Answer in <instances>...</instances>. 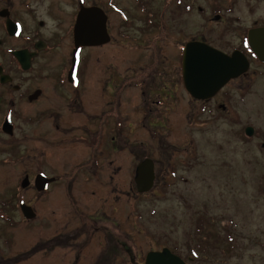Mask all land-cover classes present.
<instances>
[{
    "label": "flooded vegetation",
    "instance_id": "1",
    "mask_svg": "<svg viewBox=\"0 0 264 264\" xmlns=\"http://www.w3.org/2000/svg\"><path fill=\"white\" fill-rule=\"evenodd\" d=\"M142 1L146 2L144 10ZM194 1H178L184 14L190 13ZM199 1L198 12L205 16L206 4L210 17H202V27L191 38L187 27L173 29L166 23L157 24L158 15L147 0H136L135 12L128 11L121 0H0V168L7 172V183L0 190V223L9 233L0 232V241L8 250L11 245L16 254L0 257V264H26L38 251L67 247L83 235L88 238L78 245L71 264H145L147 255L139 261L134 259L132 249L127 254V243L120 238H125L121 227L117 223L110 227V195L118 193L120 176L126 179L129 157L130 189L124 186L120 194H129L133 199L144 196L135 185L136 171L143 160L153 157L141 133L145 130L155 139L146 125L153 106H159L155 115L169 117L175 111L168 112L170 105H180V98H190L184 82L186 45L204 43L226 55L240 53L247 58L249 71L226 87L247 78L254 65H264L251 45V38L264 37V0ZM242 2L247 19L238 11ZM95 8L106 17L110 41L103 46L81 45L73 77L78 38L93 34L90 23L95 20ZM165 18L163 14L162 20ZM172 18L175 22L180 16ZM134 19L144 25L131 36L127 30ZM113 22L118 25L114 27ZM159 27L166 30L158 32ZM156 33L172 46L169 60L159 55L158 49L137 52L152 49L150 40ZM207 35L237 39L238 43L225 41L217 44L221 45L219 49L211 45ZM116 43L124 50L127 45L135 50L129 66L126 58L121 59L126 64L112 58L117 48L110 46ZM219 94L201 103L204 107L216 103ZM219 108L227 107L221 104ZM157 182L156 167L152 194ZM31 193L43 206L54 195L59 204L56 224L69 217L78 226L47 245L40 238L38 243L22 249L24 237L33 230L30 223L40 217L29 201ZM92 195L98 199L95 211L85 202V196ZM113 199L116 201V196ZM30 208L36 213L33 220L25 216ZM67 209L70 212H64ZM39 225L45 227L42 219ZM97 233L106 235L98 242L93 238ZM38 244V250L32 251L31 247ZM88 247L93 248V254L87 261L83 253ZM46 260L47 254H43L40 263L46 264Z\"/></svg>",
    "mask_w": 264,
    "mask_h": 264
},
{
    "label": "rangeland",
    "instance_id": "2",
    "mask_svg": "<svg viewBox=\"0 0 264 264\" xmlns=\"http://www.w3.org/2000/svg\"><path fill=\"white\" fill-rule=\"evenodd\" d=\"M147 1L152 4V12L158 15L157 24L166 23L173 29L187 27L191 38L202 27V17H210V8L206 4V15L198 12L199 0H195L190 13L185 14L183 8L179 9L178 1L181 0ZM121 2L126 3L128 11H136L133 5L136 0ZM142 2L141 9L144 10L146 2ZM245 8V2H242L238 11L247 19ZM163 14L166 18L162 20ZM175 15H179L180 19L174 22L172 17ZM113 25L116 27L118 23L113 22ZM143 25L134 19L127 32L135 36ZM209 26L207 23L206 27ZM157 30L161 32L166 28L159 27ZM159 36L156 33L150 40L152 49L137 52L151 53L153 49H158L159 55L169 60L172 46ZM207 40L219 49L225 41L238 43L237 39H218L209 35ZM110 47L117 48L112 52V58H118L121 64L128 63L127 66L131 64L130 55L136 52L130 45L125 50L117 43ZM125 58L126 63L121 61ZM225 97H230V101H225ZM221 104L227 108L220 109ZM152 109L153 115L146 125L155 139L148 136L145 130L141 135L152 151L149 156L157 165V189L139 199L120 194L124 186L127 191L130 189L128 157L126 179L120 176L117 184L119 191L110 195L108 206L110 227L117 223L125 232V238L123 235L120 238L127 243V254H131L129 251L132 249L134 259L140 261L150 251L167 248L187 264H264V65H254L247 78L232 82L219 94L216 103L211 102L206 107L201 102L184 97L180 98V105L169 106L168 112L175 109L169 117L155 115L158 105ZM249 127L254 129L252 136L246 135ZM6 174L0 168V190L7 183ZM33 195L30 194L29 201L40 217L30 223L33 230L24 237L22 249L38 243L40 238L47 245L58 235H68L79 224L69 217L63 218L60 225L56 224L58 214L55 212L59 211V204L54 201V195L47 206L41 205ZM115 196L116 201L113 199ZM85 198L95 211L98 199L94 195ZM53 212L54 215H51ZM64 212L70 211L67 209ZM119 217L123 218L122 221L118 220ZM39 219L45 227H40ZM2 227L0 223V232L9 235ZM111 232H114L113 228ZM97 234L93 238H98V242L106 235ZM87 238L86 235L74 238L67 247L46 248V253L40 250L30 256L32 259L26 264H41L43 254H47L46 264H71L78 245ZM4 245L0 241V257L12 258L16 255L12 253L11 245L9 250ZM31 248L37 251L39 244ZM83 254L88 261L93 248H86Z\"/></svg>",
    "mask_w": 264,
    "mask_h": 264
},
{
    "label": "water",
    "instance_id": "3",
    "mask_svg": "<svg viewBox=\"0 0 264 264\" xmlns=\"http://www.w3.org/2000/svg\"><path fill=\"white\" fill-rule=\"evenodd\" d=\"M94 17V22L90 23L93 34L89 37L78 38V47L81 45H103L110 41L106 28V17L102 10L95 8ZM251 45L258 59L264 62V37L251 38ZM76 52L77 50L75 51V58L77 57ZM248 69L249 62L240 53H233L231 56H228L204 43H190L185 50V86L196 100H208L214 97L228 82L246 74ZM253 134V128L249 127L246 129V135L252 136ZM154 181L153 162L146 160L137 171L136 182L139 192L147 193L152 190ZM37 183L39 185L41 180L38 179ZM25 215L30 219L34 217L32 213ZM145 264L186 263L169 249H164L161 252H150L147 255Z\"/></svg>",
    "mask_w": 264,
    "mask_h": 264
}]
</instances>
